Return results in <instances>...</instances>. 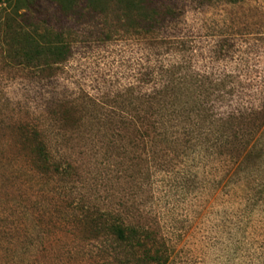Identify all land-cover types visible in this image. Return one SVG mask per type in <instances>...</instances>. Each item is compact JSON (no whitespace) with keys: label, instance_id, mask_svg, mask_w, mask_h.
<instances>
[{"label":"rangeland","instance_id":"obj_1","mask_svg":"<svg viewBox=\"0 0 264 264\" xmlns=\"http://www.w3.org/2000/svg\"><path fill=\"white\" fill-rule=\"evenodd\" d=\"M90 1L0 3V264H264V0Z\"/></svg>","mask_w":264,"mask_h":264},{"label":"trees","instance_id":"obj_2","mask_svg":"<svg viewBox=\"0 0 264 264\" xmlns=\"http://www.w3.org/2000/svg\"><path fill=\"white\" fill-rule=\"evenodd\" d=\"M11 0H0L1 2ZM64 1V0H61ZM126 4H132L134 0H121ZM91 5L100 4L99 0H91ZM20 42L23 44L21 50L27 59L34 57L49 56L59 57L64 53V45L51 40L38 41L31 37L25 36ZM60 42V40H59ZM42 151V149H40ZM107 215L109 217H107ZM102 214L91 221L93 230L96 235L104 232L109 238L106 241L109 245H118L126 249L130 258L119 257V264H163L167 260L166 252L158 245L157 239L152 233L142 229L138 225L126 224L120 218L113 214ZM101 218L103 221H100Z\"/></svg>","mask_w":264,"mask_h":264}]
</instances>
